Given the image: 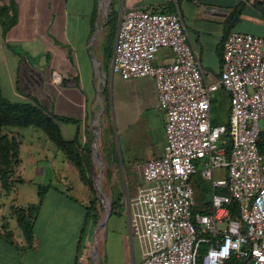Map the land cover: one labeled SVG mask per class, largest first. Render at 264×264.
<instances>
[{"label":"built area","instance_id":"1","mask_svg":"<svg viewBox=\"0 0 264 264\" xmlns=\"http://www.w3.org/2000/svg\"><path fill=\"white\" fill-rule=\"evenodd\" d=\"M250 1L264 7V0ZM161 49L172 53L170 63H155ZM112 72L152 77L167 117L164 155L143 165V182L127 203L141 264H264V37L232 30L221 73L212 79L179 9L133 8L118 27ZM220 89L230 95L229 127L212 122V98ZM226 134L229 152L218 146ZM197 174L212 181L210 213L196 210Z\"/></svg>","mask_w":264,"mask_h":264},{"label":"crops","instance_id":"2","mask_svg":"<svg viewBox=\"0 0 264 264\" xmlns=\"http://www.w3.org/2000/svg\"><path fill=\"white\" fill-rule=\"evenodd\" d=\"M14 1L13 26L5 33L0 23V92L12 102L33 103L35 100L55 116L68 118V121L59 120L57 124L64 139L69 142L78 139L81 155L90 157L87 174L93 167L94 147L102 142L103 121L109 110L110 78L113 80L114 75H117L112 72L116 36L127 10L142 8L169 13L179 9L201 63L212 79L221 73L223 43L229 32L235 30L264 37V7L250 0ZM11 4L12 0H0L1 6ZM239 7L240 20L231 27V17ZM172 60L170 51H159L155 63L166 64ZM118 79L126 85L124 93L143 100L149 108L160 109L152 77L124 79L118 75ZM164 115L165 131L167 117ZM19 139L23 143L22 136ZM40 143L36 148L33 147L34 143H30L32 147L29 150L43 155L35 165L45 180L41 184L49 188L34 223L33 244L28 247L12 212V206L28 208L19 204L18 186L27 182L22 178L24 183L17 184L8 197L11 199L10 217L6 218L15 244L0 236V264H76L86 257L91 248L90 243L92 261L101 258V264H122L123 249L126 251L127 264H141L142 247L131 233L116 234L111 244V256L102 258L100 237L97 236L108 221L98 230L104 218L98 225H94L91 219L87 221V208L92 205L97 208L103 206V197L97 194L99 198L95 199L79 169L47 135ZM163 155L164 148L143 164ZM20 158L18 175L21 177L20 171L24 168L21 155ZM102 163L100 161L101 166L95 168L98 173L102 169L100 175H103L104 169H111L107 162L103 169ZM57 171L80 177L89 204H85L84 199L75 201L68 193L71 188H67V192L56 186L51 187L53 179L49 176L57 174ZM107 177L110 179L109 175ZM39 203L40 196L31 205ZM4 223L3 218L0 227Z\"/></svg>","mask_w":264,"mask_h":264},{"label":"rangeland","instance_id":"3","mask_svg":"<svg viewBox=\"0 0 264 264\" xmlns=\"http://www.w3.org/2000/svg\"><path fill=\"white\" fill-rule=\"evenodd\" d=\"M165 51L167 49H161L160 53ZM114 76L113 80L110 78L108 90L109 110L103 121L102 142L97 143L94 147L96 152L93 158V167H91L89 173L93 183H97L100 189L97 190L96 195L102 196L105 202L103 206H98L102 214L101 221L105 218L109 206L112 205V214L108 223L97 236L100 237L102 258L106 255L111 256V252H113L111 244L116 234L130 233L128 199L136 195L138 186L143 182V163L149 157L159 153L165 148L166 144L164 113L156 107L149 108L143 100L124 93L126 85L119 81L118 74ZM230 116V96L227 91L220 89L214 93L212 98V122L216 126L229 127ZM6 133H9L10 136H22L21 156L24 169L20 171V174L21 178L27 182L18 186L20 193L18 196L20 205L30 207L39 199L40 191L49 188L48 185L41 184L45 180L40 172L36 170L37 166L35 165L37 160L43 158V155L39 156L38 151L29 150V147H32L30 143H34L33 147L35 148L38 147L39 142L42 144L45 134L42 130L30 126L6 129ZM230 143V137L223 135L218 146L227 147ZM98 152L100 153L98 154ZM100 161L103 162V169L106 168L105 162L111 166V169H104L103 175H100L102 169H100V173L95 170L96 167L101 166ZM105 173L109 175L110 179ZM49 177L53 179L51 187L56 186L66 191L67 188H71V191L67 192L75 201L84 199L85 204H89L85 198L87 192L83 189L84 186L78 175H68L57 171V174ZM193 185L196 192L197 206H203L205 203L212 201L213 187L211 180H204L200 177V174H197L193 178ZM10 204L11 199L6 197L1 199L0 223H2L4 217H10ZM225 226L222 225V227ZM18 233L20 234L21 231L19 230ZM89 247L91 248H89L86 257L81 259L79 264H101V258L92 261V243ZM121 258L123 263L127 264L126 251L123 249H121Z\"/></svg>","mask_w":264,"mask_h":264},{"label":"trees","instance_id":"4","mask_svg":"<svg viewBox=\"0 0 264 264\" xmlns=\"http://www.w3.org/2000/svg\"><path fill=\"white\" fill-rule=\"evenodd\" d=\"M14 6V0H12L11 5H0V23L3 24L5 33L9 31L15 22V14H12ZM240 16L241 8L239 7L231 17V27H234V25L240 20ZM33 101V103L12 102L6 99L0 92V202L3 197L8 198L12 194L17 184L24 183V180L18 175L21 165L20 155L22 143L18 136H10L9 133H6V129L29 126L42 130L61 151L67 154L69 159L79 169L83 180L90 187L95 199H98L99 197L96 195L97 190L86 170V167L91 164L90 157L88 156V158H85L81 155L79 151L81 144L78 139L73 142L66 141L59 125L57 124V121L59 120L68 121L69 119L59 118L46 111L37 101ZM259 148L264 157V141L259 143ZM227 150L228 152L230 151V145L227 146ZM44 192H46V189L40 191V203L37 205H32L28 208L12 206V212L17 219L19 227L23 231L24 237L28 242V247H32L33 244L35 237L34 223L44 200ZM229 208L232 217L236 218L238 216L237 202L233 201ZM196 210L202 213H210L212 210V204L205 203L203 206H196ZM87 211V221L91 219L93 220L94 225H98L102 219L100 210L96 205H92L87 208ZM4 222L3 226L0 227V236L15 244L14 235L12 230H10V224L6 217H4ZM206 250L207 245H203L201 247V254L206 252ZM235 263V259H232L229 262V264ZM76 264H79V260Z\"/></svg>","mask_w":264,"mask_h":264},{"label":"water","instance_id":"5","mask_svg":"<svg viewBox=\"0 0 264 264\" xmlns=\"http://www.w3.org/2000/svg\"><path fill=\"white\" fill-rule=\"evenodd\" d=\"M95 187L97 188V190H100V189L98 188V184H97V183L95 184ZM111 209H112V205L109 206V209H108V211H107V214H106L104 220L102 221V223L99 225L98 230H99L100 228H102V227L107 223V221H108L110 215L112 214Z\"/></svg>","mask_w":264,"mask_h":264}]
</instances>
